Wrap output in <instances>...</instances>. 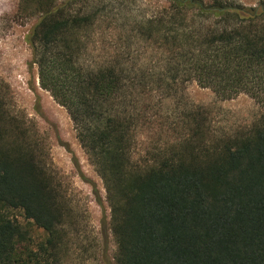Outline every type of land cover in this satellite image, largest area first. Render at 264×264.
Instances as JSON below:
<instances>
[{
    "label": "trees",
    "instance_id": "16d2710c",
    "mask_svg": "<svg viewBox=\"0 0 264 264\" xmlns=\"http://www.w3.org/2000/svg\"><path fill=\"white\" fill-rule=\"evenodd\" d=\"M142 1L149 8H20L36 17L27 43L39 85L66 109L103 181L112 264H264V114L250 131L215 138L186 97L169 106L196 83L264 107V0ZM155 127L185 136L141 150L140 135ZM74 219L46 140L0 80V264H65Z\"/></svg>",
    "mask_w": 264,
    "mask_h": 264
},
{
    "label": "rangeland",
    "instance_id": "374dc122",
    "mask_svg": "<svg viewBox=\"0 0 264 264\" xmlns=\"http://www.w3.org/2000/svg\"><path fill=\"white\" fill-rule=\"evenodd\" d=\"M236 1L246 7L259 4V0ZM142 4L149 8L142 0H126V6L132 10ZM21 6L22 0H0V80L8 87L16 111L46 140L49 163L73 207L75 219L68 228L69 255L65 264H112L116 247L112 236L104 229L110 210L103 181L78 142L66 109L39 85L38 70L30 64L32 54L27 43L36 17L24 15ZM99 46L104 50L102 43ZM185 97L206 113L215 138L250 131L264 114V107L248 95L223 100L196 83L189 84L184 93L168 105L180 106L181 103L183 107ZM166 131L164 127H155L143 132L139 137L141 150L161 140L174 142L185 136L180 137L181 130L170 131V136L164 134ZM32 236L35 241L42 238L41 232L35 229Z\"/></svg>",
    "mask_w": 264,
    "mask_h": 264
}]
</instances>
